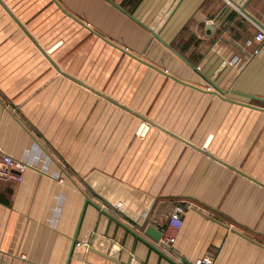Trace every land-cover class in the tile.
I'll list each match as a JSON object with an SVG mask.
<instances>
[{"label":"crops","instance_id":"1","mask_svg":"<svg viewBox=\"0 0 264 264\" xmlns=\"http://www.w3.org/2000/svg\"><path fill=\"white\" fill-rule=\"evenodd\" d=\"M113 1L0 0V264H264V0Z\"/></svg>","mask_w":264,"mask_h":264},{"label":"built area","instance_id":"2","mask_svg":"<svg viewBox=\"0 0 264 264\" xmlns=\"http://www.w3.org/2000/svg\"><path fill=\"white\" fill-rule=\"evenodd\" d=\"M244 15L246 19L253 22L259 30L258 33L255 35L254 39H249L247 41V46H251L254 40L259 43L264 42V25L256 24L257 22L255 23V20L246 13ZM259 52L260 46L256 47L252 52L247 53L246 56L248 59H250L252 56L257 55ZM198 69H200V67H198ZM26 167L27 163H25L23 160L6 153H2L0 155V180L21 181L23 179V171L26 169ZM184 211V206H177L175 208V211L171 214L169 226L180 228L183 224L181 215L184 213ZM173 241L174 238L167 237L166 239L164 238L162 240V243L166 244L168 242ZM76 247L79 249L88 250L89 245L84 242H77ZM128 264H137V256L135 255V253L130 254ZM194 264H214V259L210 255H204L202 257L197 258L194 261Z\"/></svg>","mask_w":264,"mask_h":264},{"label":"water","instance_id":"3","mask_svg":"<svg viewBox=\"0 0 264 264\" xmlns=\"http://www.w3.org/2000/svg\"><path fill=\"white\" fill-rule=\"evenodd\" d=\"M113 3H115L113 0H109ZM116 4V3H115ZM121 9H123L121 6H119ZM124 10V9H123ZM85 209H86V205L85 207L83 208L82 210V213H81V218L83 217L84 215V212H85ZM105 213H107V211H104ZM123 225V224H122ZM128 231L131 232V229H129L128 227H126L125 225H123ZM136 226L139 228V229H145V235H148L150 237L153 238L154 241L156 242H160L161 238H162V231L160 230H157L154 226L152 225H148V219H145L143 221L142 224H137L136 223ZM80 228V225L78 226V229H77V233H78V230ZM134 235L138 238V239H141L142 241L146 242L147 241L141 236V235H138L136 233H134ZM76 240H77V235L75 236L74 240H73V244H72V249L70 251V254H69V257H68V262L67 264H69L71 258H72V255H73V252H74V248H75V243H76ZM149 244V243H148ZM150 245V244H149ZM155 250H157L159 253H161V251H159L157 249V247L151 245ZM90 249H93V247H90ZM99 252V251H98ZM105 257L109 258V259H113V256L112 255H107V254H103ZM167 258V257H166ZM169 259V258H167ZM171 262H173L171 259H169Z\"/></svg>","mask_w":264,"mask_h":264},{"label":"trees","instance_id":"4","mask_svg":"<svg viewBox=\"0 0 264 264\" xmlns=\"http://www.w3.org/2000/svg\"><path fill=\"white\" fill-rule=\"evenodd\" d=\"M139 1L140 0H130V3L136 6ZM130 9H132V8L130 7Z\"/></svg>","mask_w":264,"mask_h":264}]
</instances>
